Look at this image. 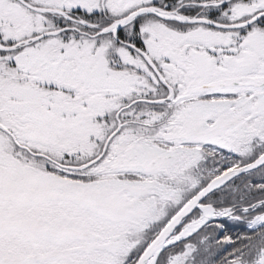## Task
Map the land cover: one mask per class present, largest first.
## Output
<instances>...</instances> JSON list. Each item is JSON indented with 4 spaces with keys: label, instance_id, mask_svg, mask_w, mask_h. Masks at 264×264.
<instances>
[{
    "label": "snow or ice",
    "instance_id": "snow-or-ice-1",
    "mask_svg": "<svg viewBox=\"0 0 264 264\" xmlns=\"http://www.w3.org/2000/svg\"><path fill=\"white\" fill-rule=\"evenodd\" d=\"M0 264H264V0H0Z\"/></svg>",
    "mask_w": 264,
    "mask_h": 264
}]
</instances>
